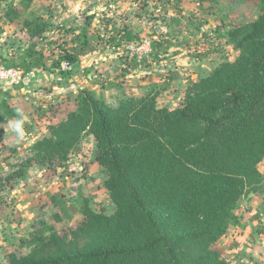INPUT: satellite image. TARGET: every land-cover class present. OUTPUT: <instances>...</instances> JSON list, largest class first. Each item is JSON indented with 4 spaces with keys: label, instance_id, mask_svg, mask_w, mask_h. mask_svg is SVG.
I'll use <instances>...</instances> for the list:
<instances>
[{
    "label": "rangeland",
    "instance_id": "rangeland-1",
    "mask_svg": "<svg viewBox=\"0 0 264 264\" xmlns=\"http://www.w3.org/2000/svg\"><path fill=\"white\" fill-rule=\"evenodd\" d=\"M260 15V0H0V66L32 68L21 85L0 89V115L3 102H16L23 114L0 123V264L30 254L52 231L74 251L84 199L97 213L116 211L89 132L62 165L39 162L38 143L64 119L51 107L94 91L97 74L107 86L94 92L111 107L148 95L158 108L181 107L195 83L237 60L229 32ZM144 45L148 51L136 54ZM258 169L264 174V159ZM263 199L264 183L237 210L249 214L251 201ZM223 239L212 249L232 264ZM261 246L264 254V237Z\"/></svg>",
    "mask_w": 264,
    "mask_h": 264
},
{
    "label": "trees",
    "instance_id": "trees-1",
    "mask_svg": "<svg viewBox=\"0 0 264 264\" xmlns=\"http://www.w3.org/2000/svg\"><path fill=\"white\" fill-rule=\"evenodd\" d=\"M260 9L228 34L237 60L195 83L181 107L158 108L148 95L115 108L86 90L50 108L64 119L38 143L39 162L62 165L89 132L116 211L97 213L84 199L74 251L52 231L7 264H228L212 247L264 183V0ZM1 108L0 123L23 118L12 103Z\"/></svg>",
    "mask_w": 264,
    "mask_h": 264
},
{
    "label": "crops",
    "instance_id": "crops-1",
    "mask_svg": "<svg viewBox=\"0 0 264 264\" xmlns=\"http://www.w3.org/2000/svg\"><path fill=\"white\" fill-rule=\"evenodd\" d=\"M94 54L96 56L97 52ZM98 61L101 62V65L104 64L101 59L96 60V62ZM93 63L90 59L82 67H90ZM94 78L95 81H92L90 84V88L94 91L98 92V90H103V87L107 86L98 74ZM14 105L20 110L16 102ZM251 205L253 207L248 211L249 214H241L240 209L236 211V214L240 218V223L230 226L223 239L224 256L229 261H232V264H264V254H262L263 250L261 246V241L264 237V233L261 231L264 228L259 227V221L264 219V199L259 202L252 200Z\"/></svg>",
    "mask_w": 264,
    "mask_h": 264
},
{
    "label": "built area",
    "instance_id": "built-area-1",
    "mask_svg": "<svg viewBox=\"0 0 264 264\" xmlns=\"http://www.w3.org/2000/svg\"><path fill=\"white\" fill-rule=\"evenodd\" d=\"M146 48L148 47L144 45L138 48V50H135V53L143 54L148 51ZM62 67L65 70H72L73 68L72 64L66 60L62 62ZM28 76L29 73L24 75L18 68L0 66V89H6L10 86H19L26 81Z\"/></svg>",
    "mask_w": 264,
    "mask_h": 264
},
{
    "label": "clouds",
    "instance_id": "clouds-1",
    "mask_svg": "<svg viewBox=\"0 0 264 264\" xmlns=\"http://www.w3.org/2000/svg\"><path fill=\"white\" fill-rule=\"evenodd\" d=\"M17 128H19V124H17Z\"/></svg>",
    "mask_w": 264,
    "mask_h": 264
}]
</instances>
